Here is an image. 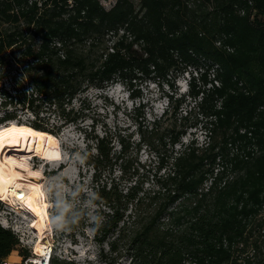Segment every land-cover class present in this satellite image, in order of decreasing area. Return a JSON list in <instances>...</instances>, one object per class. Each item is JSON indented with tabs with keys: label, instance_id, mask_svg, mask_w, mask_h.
I'll return each mask as SVG.
<instances>
[{
	"label": "trees",
	"instance_id": "1",
	"mask_svg": "<svg viewBox=\"0 0 264 264\" xmlns=\"http://www.w3.org/2000/svg\"><path fill=\"white\" fill-rule=\"evenodd\" d=\"M117 81L133 99L151 83L166 100L151 120L144 104L134 109L138 139L98 132L88 115L89 91ZM9 122L45 139L70 127L83 136L99 221L74 207L66 225L90 222L115 259L264 264V0H117L108 10L99 0H0V125ZM190 128L201 143L194 133L182 141ZM19 245L0 225V264Z\"/></svg>",
	"mask_w": 264,
	"mask_h": 264
},
{
	"label": "rangeland",
	"instance_id": "2",
	"mask_svg": "<svg viewBox=\"0 0 264 264\" xmlns=\"http://www.w3.org/2000/svg\"><path fill=\"white\" fill-rule=\"evenodd\" d=\"M117 0H99L101 5L110 9ZM137 5L139 0H132ZM195 6V4H194ZM188 75L180 77L176 85L179 87V96L187 93ZM141 97L131 98L127 88L119 81L114 82L105 90L92 89L89 91L86 106L89 107L88 115L93 119L96 130L99 132L105 128L113 130L122 128L132 132L135 139H138L136 127L139 119L135 108L144 104V116L151 120L155 115L159 116L166 107V100L160 96L156 85L147 83L139 86ZM184 109L186 107L184 106ZM86 120V126L92 124V120ZM194 121L192 115L186 123ZM185 123V122H182ZM181 123V124H182ZM192 133L195 134L200 143L204 139V134L200 128H190L183 142H188ZM45 139V137H44ZM34 154L27 155L24 159L22 155L27 151L18 146H7L3 156H12L14 159L26 165L31 171L38 172V182L41 185L44 198L48 204L49 232L44 240L49 241L52 248V255H61L63 258L71 259L76 264H125V259H115L114 254H110L107 245H98L95 241V229L89 224L80 230H73L67 225L57 228L53 222V217L59 215L62 210L65 212L74 207H79L88 213L89 217L95 215L96 206L92 203V171L83 164L81 152L83 151V136L71 127L66 129L59 137H48ZM75 150L76 152H73ZM147 150L143 149L140 158L148 162ZM20 171V169H17ZM26 173V171H20ZM84 198V199H83ZM11 197L7 204H0V221H3L5 228L10 229L18 238L19 247L7 258V264H27L34 257V246L37 239L33 229V214L21 205V201ZM7 201V200H6ZM19 204V205H18ZM33 221V222H32ZM1 226L2 223H0ZM27 249L30 257L24 258L19 255V250ZM100 249L104 256L99 255Z\"/></svg>",
	"mask_w": 264,
	"mask_h": 264
},
{
	"label": "bare ground",
	"instance_id": "3",
	"mask_svg": "<svg viewBox=\"0 0 264 264\" xmlns=\"http://www.w3.org/2000/svg\"><path fill=\"white\" fill-rule=\"evenodd\" d=\"M45 136V133L24 124L9 122L0 125V201L7 200L6 202L9 203L8 200L14 197L33 214L34 223L32 226L37 239L34 246V257L27 264H42V260L50 258L52 255L49 241L44 240L50 230L48 204L38 182V172L31 171L12 156H3V153L9 145L10 147L18 146L21 149L26 148L27 151L24 153L31 151L35 154ZM29 154L31 153L22 155V158L24 159ZM17 169L24 170L26 173H21ZM33 173L37 175H33ZM21 197L23 198L21 199ZM2 225L6 226L5 223Z\"/></svg>",
	"mask_w": 264,
	"mask_h": 264
},
{
	"label": "clouds",
	"instance_id": "4",
	"mask_svg": "<svg viewBox=\"0 0 264 264\" xmlns=\"http://www.w3.org/2000/svg\"><path fill=\"white\" fill-rule=\"evenodd\" d=\"M92 219L94 221H99V217L93 216ZM53 222L57 228H63L65 227L67 221L65 219V210H62L59 215H56L53 217ZM0 223H3V221H0Z\"/></svg>",
	"mask_w": 264,
	"mask_h": 264
},
{
	"label": "water",
	"instance_id": "5",
	"mask_svg": "<svg viewBox=\"0 0 264 264\" xmlns=\"http://www.w3.org/2000/svg\"><path fill=\"white\" fill-rule=\"evenodd\" d=\"M42 264H48L49 261H47L46 259L45 260H42Z\"/></svg>",
	"mask_w": 264,
	"mask_h": 264
},
{
	"label": "snow or ice",
	"instance_id": "6",
	"mask_svg": "<svg viewBox=\"0 0 264 264\" xmlns=\"http://www.w3.org/2000/svg\"><path fill=\"white\" fill-rule=\"evenodd\" d=\"M33 175H37L36 173H33ZM23 197H21V199H22Z\"/></svg>",
	"mask_w": 264,
	"mask_h": 264
},
{
	"label": "built area",
	"instance_id": "7",
	"mask_svg": "<svg viewBox=\"0 0 264 264\" xmlns=\"http://www.w3.org/2000/svg\"><path fill=\"white\" fill-rule=\"evenodd\" d=\"M50 256V255H49ZM49 257L46 258V260L48 259Z\"/></svg>",
	"mask_w": 264,
	"mask_h": 264
}]
</instances>
